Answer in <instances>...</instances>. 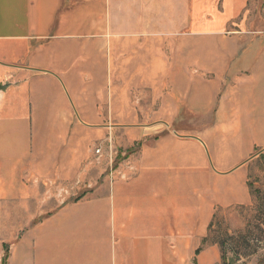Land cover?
I'll list each match as a JSON object with an SVG mask.
<instances>
[{"label":"crops","instance_id":"obj_1","mask_svg":"<svg viewBox=\"0 0 264 264\" xmlns=\"http://www.w3.org/2000/svg\"><path fill=\"white\" fill-rule=\"evenodd\" d=\"M263 154L254 0H0V264H229L216 220L254 208Z\"/></svg>","mask_w":264,"mask_h":264},{"label":"rangeland","instance_id":"obj_2","mask_svg":"<svg viewBox=\"0 0 264 264\" xmlns=\"http://www.w3.org/2000/svg\"><path fill=\"white\" fill-rule=\"evenodd\" d=\"M255 15L264 11V0H254ZM135 101V99H132ZM151 125V114L129 113L127 115L126 126L128 130L121 128L112 129L111 134L106 138L111 139V144L106 145L104 138L97 141L93 147V154L96 157V166L104 170L103 166L108 165L107 172L114 171L119 164L133 154L137 149V143L128 145L131 141L130 135L125 133L143 131ZM141 133V132H140ZM122 134V135H121ZM109 142V141H108ZM99 151V152H97ZM249 183L255 201L254 208L240 211V223L232 226L229 224V217L221 216L216 220V227L213 230L214 237L222 238L223 253L227 255L229 264H264V154L259 156L250 167ZM62 194H48L46 208L33 210L37 217L33 218L32 224L40 222L50 215L59 204ZM6 251V250H4ZM6 252L2 258V262ZM239 257V261H235Z\"/></svg>","mask_w":264,"mask_h":264},{"label":"trees","instance_id":"obj_3","mask_svg":"<svg viewBox=\"0 0 264 264\" xmlns=\"http://www.w3.org/2000/svg\"><path fill=\"white\" fill-rule=\"evenodd\" d=\"M5 258L3 260V264H4ZM235 261H239V257L235 259Z\"/></svg>","mask_w":264,"mask_h":264},{"label":"built area","instance_id":"obj_4","mask_svg":"<svg viewBox=\"0 0 264 264\" xmlns=\"http://www.w3.org/2000/svg\"><path fill=\"white\" fill-rule=\"evenodd\" d=\"M97 152H99V151H97Z\"/></svg>","mask_w":264,"mask_h":264}]
</instances>
